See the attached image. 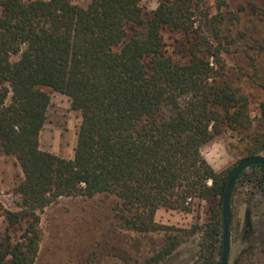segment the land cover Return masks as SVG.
<instances>
[{"label":"trees","instance_id":"16d2710c","mask_svg":"<svg viewBox=\"0 0 264 264\" xmlns=\"http://www.w3.org/2000/svg\"><path fill=\"white\" fill-rule=\"evenodd\" d=\"M140 1L0 0V155L22 172L20 209L5 216L21 233L0 239V264L35 263L38 213L60 198L93 201L119 231L158 235L139 264H160L191 239L200 264L221 252L224 188L239 162L264 148L243 87L260 78L264 0H221L215 11L207 0H157L151 12ZM46 90L80 115L72 159L39 147ZM258 112L264 120V101ZM227 131L240 135L244 157L215 171L201 150ZM247 170L233 190L246 180L264 192V165ZM196 200L207 205L202 224L155 220Z\"/></svg>","mask_w":264,"mask_h":264},{"label":"rangeland","instance_id":"374dc122","mask_svg":"<svg viewBox=\"0 0 264 264\" xmlns=\"http://www.w3.org/2000/svg\"><path fill=\"white\" fill-rule=\"evenodd\" d=\"M221 0H207L215 11ZM229 1V0H228ZM85 7L89 0H73ZM145 12L154 10L157 0H141ZM264 34V19L261 22ZM165 42H172V35L164 32ZM169 37V38H168ZM259 75L254 87L243 84L250 98V116L254 127L264 126L258 112V104L264 101V60L259 63ZM50 103L46 119L39 134L41 150L65 159H72L80 115L72 110L65 95L46 90ZM241 137L225 132L203 146L201 153L215 171H221L240 161L243 156ZM255 155L264 157V148ZM240 163V162H239ZM245 171H248L247 169ZM22 179L17 159L0 155V239L9 235L12 241L20 233V226L9 227L6 213L18 211L19 197L15 188ZM207 205L196 200L189 212L159 210L155 220L163 225L187 229L205 222ZM93 201L79 198H60L38 213L40 242L34 264H79L95 252L91 264H139L150 256L149 249L156 246L158 235L145 239L140 235L119 231L101 214ZM227 264H264V192L246 180L232 188L229 200ZM199 247L192 239L176 250L160 264H200ZM220 251H216L214 264H219Z\"/></svg>","mask_w":264,"mask_h":264},{"label":"water","instance_id":"95a60500","mask_svg":"<svg viewBox=\"0 0 264 264\" xmlns=\"http://www.w3.org/2000/svg\"><path fill=\"white\" fill-rule=\"evenodd\" d=\"M254 165H264V157L260 155H253L240 161V163L233 169L227 184L224 188L222 203H221V214H222V245H221V256L219 264H227L228 258V210L229 200L232 192V188L236 182L238 176Z\"/></svg>","mask_w":264,"mask_h":264},{"label":"flooded vegetation","instance_id":"af4514ba","mask_svg":"<svg viewBox=\"0 0 264 264\" xmlns=\"http://www.w3.org/2000/svg\"><path fill=\"white\" fill-rule=\"evenodd\" d=\"M228 234H229V231H228ZM222 243V242H221ZM222 245V244H221ZM220 256H221V252H220ZM220 261V260H219ZM227 261H228V258H227Z\"/></svg>","mask_w":264,"mask_h":264}]
</instances>
